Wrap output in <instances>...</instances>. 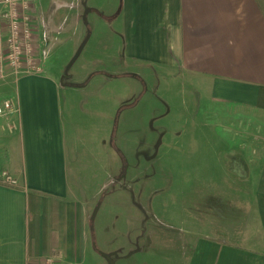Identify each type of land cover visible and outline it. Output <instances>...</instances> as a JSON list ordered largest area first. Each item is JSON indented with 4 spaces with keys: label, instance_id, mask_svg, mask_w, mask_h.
<instances>
[{
    "label": "rangeland",
    "instance_id": "obj_1",
    "mask_svg": "<svg viewBox=\"0 0 264 264\" xmlns=\"http://www.w3.org/2000/svg\"><path fill=\"white\" fill-rule=\"evenodd\" d=\"M71 3L43 70L70 85L62 102L71 185L86 204L83 264H109L103 253L114 264H180L199 234L236 233L249 215L250 225L248 173L263 132L252 110L210 99L175 67L117 71L129 67L119 61V25L108 18L121 0ZM13 80L0 79V99L14 94ZM10 135L0 129V169Z\"/></svg>",
    "mask_w": 264,
    "mask_h": 264
},
{
    "label": "crops",
    "instance_id": "obj_2",
    "mask_svg": "<svg viewBox=\"0 0 264 264\" xmlns=\"http://www.w3.org/2000/svg\"><path fill=\"white\" fill-rule=\"evenodd\" d=\"M71 1H33L35 43L44 62ZM108 20L119 25L123 66L175 67L203 84L210 99L252 110L263 131L262 153L248 173L253 221L249 225V215L236 233L220 227L199 234L188 241L194 245L180 264H264V0H121ZM50 69L13 80L21 128L10 135L1 164L20 185L0 184V264H45L49 254L61 264L86 261V204L71 185L62 102V89L70 85Z\"/></svg>",
    "mask_w": 264,
    "mask_h": 264
},
{
    "label": "built area",
    "instance_id": "obj_3",
    "mask_svg": "<svg viewBox=\"0 0 264 264\" xmlns=\"http://www.w3.org/2000/svg\"><path fill=\"white\" fill-rule=\"evenodd\" d=\"M34 0H0V79L9 76L17 81L25 74L41 72L44 59L38 55L32 6ZM21 128V109L18 96L0 99V129L15 133ZM0 184L18 187L19 180L7 169H0ZM45 264H61L54 254ZM68 264H77L69 262Z\"/></svg>",
    "mask_w": 264,
    "mask_h": 264
},
{
    "label": "water",
    "instance_id": "obj_4",
    "mask_svg": "<svg viewBox=\"0 0 264 264\" xmlns=\"http://www.w3.org/2000/svg\"><path fill=\"white\" fill-rule=\"evenodd\" d=\"M88 38H89V35L86 37V39L84 40V42H82V44L78 48V51H77L74 59L80 54V52L82 51V49H83L86 41L88 40ZM71 63L72 62H70V64H68L67 66H71ZM103 255L108 259L109 264H114V259L112 258V256L109 253H103Z\"/></svg>",
    "mask_w": 264,
    "mask_h": 264
}]
</instances>
